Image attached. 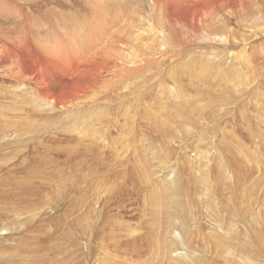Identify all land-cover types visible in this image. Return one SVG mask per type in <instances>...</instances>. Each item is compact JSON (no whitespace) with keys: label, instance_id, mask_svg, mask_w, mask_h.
I'll list each match as a JSON object with an SVG mask.
<instances>
[{"label":"bare ground","instance_id":"bare-ground-1","mask_svg":"<svg viewBox=\"0 0 264 264\" xmlns=\"http://www.w3.org/2000/svg\"><path fill=\"white\" fill-rule=\"evenodd\" d=\"M113 8L118 15L108 13ZM263 38L264 0H0V145L21 137L31 141L44 137L90 147L83 152L91 157L90 161L103 160L106 150H112L115 158L131 153L136 156L134 160L141 173L148 178L151 167L165 169L168 161L162 155L163 143L156 146L141 122L147 120L157 126L159 123L162 131L167 124L187 128L188 112L192 113L198 102L203 105L199 101L202 89L215 85L214 89L222 93L254 95L256 86L252 83L257 81L252 77L264 63ZM190 57L198 68L188 62ZM168 78L172 81L168 82ZM197 78L202 80L196 85L195 95L185 89L184 81L194 83ZM249 84L254 90H248ZM167 101L181 110L175 108L158 116L156 106H164L165 110ZM216 107L219 111L222 106ZM114 131L117 137L112 135ZM179 142L174 135L169 145L181 147ZM98 148L103 151L98 152ZM187 160L184 170L190 177L188 188L200 187L201 194L197 189L189 194L191 190L180 184L176 172L168 177V173H159L154 168L163 186L151 187L148 203L154 213H150L148 204L142 208V213L151 218L154 234L153 255L145 264L155 260V264H212L214 255L226 257L232 263L239 251L244 259L249 253L263 255L264 222L257 224L245 218L237 226L239 220L218 219L225 208L219 206L218 194L212 189L214 171L202 158ZM217 165L222 175L220 160ZM194 173L197 183L193 180ZM196 205L201 206L200 215L197 210L194 214ZM164 208L170 209L165 213L170 219L164 218ZM209 214L216 219L208 217ZM225 226H229L227 230L223 229ZM249 245L258 246L259 252L246 249ZM45 259L46 262L48 258ZM96 259L91 262L98 264Z\"/></svg>","mask_w":264,"mask_h":264},{"label":"rangeland","instance_id":"rangeland-1","mask_svg":"<svg viewBox=\"0 0 264 264\" xmlns=\"http://www.w3.org/2000/svg\"><path fill=\"white\" fill-rule=\"evenodd\" d=\"M115 12L118 15L116 8H113V11L108 10V13L112 15H115ZM261 41L264 40L261 39ZM262 43L261 45L264 47V42ZM189 56H192V53ZM192 61L193 57H190L188 62L193 67L198 68V64ZM261 66H264V63L258 66L259 69L255 72L257 73L255 78L252 77L257 81H254V84L252 83L254 87L256 86L254 95L249 96L250 93H246L244 96L227 92L222 93L221 90L214 89L216 85L214 88L202 89L203 95L199 101H202L203 105L198 102L193 112H188V118L185 120V122H188L187 128L186 125L180 127L178 124H167L165 130L162 131L159 123L157 126V123L153 124L151 121L144 120L141 122L143 130L156 146L160 145L161 142L163 143L162 155H165L166 161H168V166L165 169L159 168L161 172L158 167H151L148 178L141 173V168L134 160L136 156L131 153L129 155L123 153L117 159L112 156V150H106L107 152H104L106 156L103 160L90 161L91 157L83 153L90 147L81 145L79 147L77 143L66 144L59 140L51 141L44 137L37 138L34 141L29 138L25 139L26 137L22 140L21 137L15 141L2 143L0 145V264H47L49 262L55 264H77L78 262L81 264L82 261L83 264H88L94 261L95 258H97L98 264H116V261L117 264H125L127 260L128 263L126 264H130V262L132 264H145L148 258H152V252L154 251V243H152L154 242V234L153 231L151 232L153 228L152 221L149 216L147 217L142 213V208L146 204H148L150 213L155 211L151 209L150 202L148 203L151 189H153L151 187L153 184H160L157 187L162 188L163 184L159 178V173H168L169 175H167L170 177L173 172H176L175 174L180 176V184L186 185L187 191L191 190L189 194H193L195 189L201 194L203 190L200 187L189 186L188 188L190 177H188L189 174L186 169L184 170L185 165L188 166L187 159L193 157L202 158V161L210 164L209 166L214 171L211 173L212 189L217 192L216 195L218 194L219 206L222 207L223 205V208H225L223 211L224 218L222 213V217L219 215L218 219L228 220L233 218L239 220L236 223L237 226L242 225L240 222H244L245 218L248 222L254 220L257 221V224L258 221L263 223L264 139L262 138H264V107L262 106H264V103L261 102H264V93L261 92H264V73L261 72H264V67L261 68ZM167 80L168 82L172 81L169 78ZM201 80L197 78L191 84L189 79H185V89L190 91L191 94H195L197 91L196 85L200 84ZM249 85L248 90L253 87L251 84ZM252 90L254 89L252 88ZM256 90L258 91L256 92ZM213 100L214 102H212ZM152 102L155 104L154 101ZM216 105L222 106L219 111H217ZM259 105H261V108ZM175 108L179 107L167 101L165 110L164 106H156V113L161 116ZM188 127H190L189 130ZM209 131L214 133L211 134ZM112 135L117 137L116 131ZM174 135L177 144L180 141L181 147H175V144L169 145V141L173 139ZM208 136H210L209 139L202 138ZM120 141L123 142V139ZM140 144L143 146L141 142ZM215 149L218 151H215ZM92 150L96 149L92 148ZM102 151L98 148V152ZM28 152L31 153L32 157L28 156ZM217 152L221 154L218 155ZM209 154L212 157L211 160H208L210 156L207 155ZM100 155V157H103V153ZM143 159L145 158L143 157ZM219 160L223 165L222 175L218 170ZM45 164L46 166H44ZM157 164L158 159L155 161V165ZM171 164L173 167L169 166ZM89 167L91 168L89 169ZM154 168L158 170V174H156ZM178 169L180 172L176 171ZM217 173H219L221 180L216 179L218 177L216 176ZM193 180L197 183L195 173L193 174ZM100 193H104V195L101 194V196ZM250 196L252 197L250 198ZM247 197L250 199L247 200ZM167 199L169 198L163 200ZM200 207L196 205V209H193L194 214L196 210L199 215L203 213ZM169 211L170 209L164 208V218L170 219V217H165V213ZM208 217L216 219L211 214ZM228 227L225 226L223 229L227 230ZM261 228L264 230V225ZM144 238L145 240H143ZM88 241L90 247L87 244ZM143 244L144 246H139ZM137 246L140 247V250L141 248L143 250L139 252ZM255 247L258 246L252 247L249 245L246 249H256L259 252V247ZM250 250L246 251L249 253ZM81 253L83 257L78 258ZM93 253L99 255L97 254L98 256L93 258ZM249 254L244 259L245 256L243 257L241 251H239L234 260L235 262L232 263H238L239 261L242 262L240 264H264V258H262V262L260 261L261 263H256V259L259 261L261 257H264V254L259 256ZM209 255L212 257L211 254ZM39 256L40 258H48V260L45 262V258H41L42 261H40ZM238 256L241 258L238 259ZM217 257L215 258L214 255L211 258L212 264H215L214 259H216L217 264H232L231 262L228 263L230 260L226 261V257H221L223 259L220 256L219 259ZM105 259L108 260L104 261ZM113 261L115 262L113 263ZM156 262L157 260H155ZM91 263L93 264V262ZM155 263L150 262V264Z\"/></svg>","mask_w":264,"mask_h":264}]
</instances>
